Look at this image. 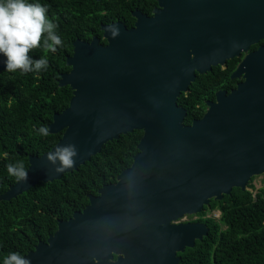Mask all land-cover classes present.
Listing matches in <instances>:
<instances>
[{"label":"water","instance_id":"water-1","mask_svg":"<svg viewBox=\"0 0 264 264\" xmlns=\"http://www.w3.org/2000/svg\"><path fill=\"white\" fill-rule=\"evenodd\" d=\"M159 2L164 10L154 18L134 13L133 29L115 23V39L103 26L106 46L98 38L73 44L71 72L59 80L73 96L49 133H63L56 146H76V163L57 174L47 153L30 157L27 181L0 201L61 180L122 135L143 137L131 168L90 196L83 212L59 222L24 256L30 264H180L178 254L209 234L205 224L180 221L264 176V46L251 52L264 41V0ZM243 55L232 75L243 79L237 89L218 92L203 118L186 126L178 99L197 74Z\"/></svg>","mask_w":264,"mask_h":264},{"label":"trees","instance_id":"trees-1","mask_svg":"<svg viewBox=\"0 0 264 264\" xmlns=\"http://www.w3.org/2000/svg\"><path fill=\"white\" fill-rule=\"evenodd\" d=\"M39 2L46 4L48 16L55 18L63 46L55 53L42 46L29 53L33 59L48 57L49 67L44 72L5 71L0 75V196L18 182L8 175L7 163L22 161L28 170L30 157L43 156L61 140L63 133L43 137L35 129L41 125L49 127L54 115L63 113L70 105L73 91L60 87L59 80L71 70L67 59L73 55L74 42L102 38L101 26L108 23L102 12L109 0ZM124 2L114 0L118 7ZM101 42L107 43L104 39ZM257 48L252 47V51ZM238 61L229 63L228 72L217 67L208 74H197L188 92L178 99V106L187 111L186 126L203 118L206 103L214 101L216 92L235 83L230 74ZM142 137V131L122 135L61 180L39 183L16 199L0 201V261L13 251L23 256L33 252L40 242H47L56 233L59 222L83 212L90 196L96 197L104 186L117 183L118 176L131 168ZM216 211L221 214L219 219L210 216ZM196 217L207 225L209 234L197 241L194 248L178 254L182 264H264V188L255 198L248 190L234 189L221 201L212 200Z\"/></svg>","mask_w":264,"mask_h":264},{"label":"clouds","instance_id":"clouds-1","mask_svg":"<svg viewBox=\"0 0 264 264\" xmlns=\"http://www.w3.org/2000/svg\"><path fill=\"white\" fill-rule=\"evenodd\" d=\"M58 27L55 18L48 16V6L39 0H0V57L3 58L5 70L24 74L46 71L49 67L48 57L33 59L29 53L41 46L48 52H57L63 46ZM105 31L112 39L120 35L115 23L106 26ZM35 131L47 137L50 129L41 125ZM77 157L78 150L74 144L58 145L45 156L57 174L71 169ZM5 167L9 176L17 181H27L28 170L22 161L9 162ZM0 264H30V261L13 251L4 256Z\"/></svg>","mask_w":264,"mask_h":264},{"label":"flooded vegetation","instance_id":"flooded-vegetation-1","mask_svg":"<svg viewBox=\"0 0 264 264\" xmlns=\"http://www.w3.org/2000/svg\"><path fill=\"white\" fill-rule=\"evenodd\" d=\"M124 1L125 2L123 4V6L120 5L119 7L115 5L114 0H109V2L106 3L107 5L104 6V11L102 12V14L104 16V20L107 21L108 23L103 24L101 26V30H102L103 26H108V25H111L114 23H122L128 29H133L136 27V24L138 22V16H135L134 13H139L140 16H146L147 18H154L156 16V13L164 10V7H162L159 0H124ZM93 38H98V37H93ZM93 38L91 39V41L93 40ZM98 39L100 40V43L102 44L101 40L103 39V35H102V38H98ZM85 42L90 43L89 41H85ZM263 42L264 41H262L258 45V48L261 46H264ZM106 45H107V43L104 46H106ZM258 48L254 51H257ZM73 51H74V47H73ZM254 51H252V49H251V52H254ZM244 57H245V55H243L240 59H238L239 60L238 63L236 64L234 70H232V72L230 74L231 75L230 80L235 82V83H233L232 86H229L228 89H222L220 91H225V92H227V94H231L233 91H235L237 89L238 85L243 81L242 77L240 79H232V75L235 73V71L237 70L239 64L242 62ZM230 62L231 61H228L225 66L220 67L223 69V72L229 71V69H230L229 63ZM70 72H71V70H70ZM222 78H224V77H222ZM219 79H221V76H219ZM220 91H218V92H220ZM218 92L215 93V95L212 99L214 101H207V103L208 102H215L217 99L216 96H217ZM207 100H209V99H207ZM252 180L254 181V179H252ZM253 181L251 183L252 185H253ZM263 188H264V176H263V180L261 182L260 188H256L254 185H253V188H251L248 185V191H250L253 194L254 198L257 196L259 191ZM219 216L221 217L220 212H219ZM184 223L200 224L198 219H192L189 221H185ZM178 257H180V256L178 255ZM180 259H181V257H180ZM181 261H182V259H181ZM181 261H180V264H182Z\"/></svg>","mask_w":264,"mask_h":264},{"label":"rangeland","instance_id":"rangeland-1","mask_svg":"<svg viewBox=\"0 0 264 264\" xmlns=\"http://www.w3.org/2000/svg\"><path fill=\"white\" fill-rule=\"evenodd\" d=\"M254 181H253V185L256 187V188H260L261 186V182L263 180V176L261 177H255L253 178ZM211 217H213L214 219H219L220 216H219V212H214L213 214L210 215ZM192 219H197V217H185L182 221H180L181 223H184L185 221H189V220H192ZM179 222V223H180Z\"/></svg>","mask_w":264,"mask_h":264}]
</instances>
